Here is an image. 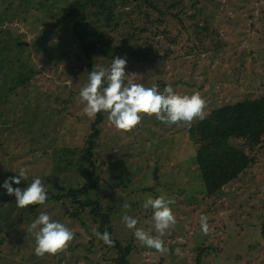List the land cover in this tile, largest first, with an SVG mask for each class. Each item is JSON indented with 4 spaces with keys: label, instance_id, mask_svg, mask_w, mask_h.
Here are the masks:
<instances>
[{
    "label": "rangeland",
    "instance_id": "obj_1",
    "mask_svg": "<svg viewBox=\"0 0 264 264\" xmlns=\"http://www.w3.org/2000/svg\"><path fill=\"white\" fill-rule=\"evenodd\" d=\"M64 6L61 0H0V264L116 263L115 250L94 235L99 227L89 212L81 213L71 199H54L84 186L83 154L97 119L88 118L79 101L90 63L73 23L59 24ZM194 13L192 22L188 16ZM115 15L123 22L118 29L102 23L90 30L93 42L105 34L93 67L125 58V72L137 75L135 83L156 85L161 92L168 85L179 94L198 91L207 101V116L219 106L264 97V0H129ZM126 20L138 23L131 28ZM198 26L209 29L201 41ZM133 29L140 40L132 41L127 57L117 49ZM165 29L167 40L156 35ZM135 54L143 59L135 62L130 58ZM23 73H31L26 85L18 83ZM104 117L95 156L101 183L91 198L111 214L112 238L135 245L132 264H196L198 248L207 252L204 264H264V146L251 149L232 141L257 164L219 197L208 198L189 139L199 119L190 126L168 125L143 115L135 129L124 132L110 124L107 113ZM21 167L28 169L29 180L11 186L24 189L34 176L41 178L48 190L45 205L21 209L15 196L7 195L3 184ZM162 193L174 199L176 218L160 237L169 249L164 255L142 245L122 223L124 215L139 218L138 228L159 236L153 212L143 203ZM41 212L70 228L75 238L65 250L37 257L28 228ZM202 215L208 218L207 234Z\"/></svg>",
    "mask_w": 264,
    "mask_h": 264
},
{
    "label": "trees",
    "instance_id": "obj_2",
    "mask_svg": "<svg viewBox=\"0 0 264 264\" xmlns=\"http://www.w3.org/2000/svg\"><path fill=\"white\" fill-rule=\"evenodd\" d=\"M65 4L61 8L62 14L59 24L73 23V30L81 45V50L90 63L89 72L93 68V55L99 51L100 43L105 37L104 33L100 32L101 39L93 42L90 39V30L93 26L105 23L107 28H111L115 23L114 29H118L123 25L120 19L116 18V12L128 5L129 0H61ZM179 6V5H178ZM175 7V6H174ZM186 7H183L184 11ZM195 10V7L192 8ZM197 12V11H195ZM161 14L164 15L162 11ZM174 19H178L182 26L188 28L180 20L179 16L170 14ZM198 17L197 13L188 16V20L194 22ZM91 19V21L89 20ZM145 17H143L144 21ZM163 25L165 22L160 20ZM159 21V22H160ZM138 22L135 20L124 23L127 26L134 27ZM200 32L197 36L198 40L207 37L208 28L201 26L196 27ZM98 32V31H96ZM145 32V29L142 31ZM137 29L128 32L127 41L124 40L121 47L117 50L122 51L129 57L128 53L133 49L132 41L140 40L137 35ZM159 38L167 40L168 31H157ZM157 38V45L160 46L162 40ZM110 43V41H107ZM18 49H23L20 45ZM137 54L140 55L142 50L137 49ZM169 52L166 53V55ZM133 55L132 60L139 62L141 56ZM137 56V57H136ZM143 59V58H140ZM33 71H31L32 73ZM30 73V74H31ZM30 74H22L18 79L20 85H26L30 80ZM105 112L97 114V119L92 125L94 131L88 141L83 154V163L87 166L83 176L85 184L80 189H72L68 194L54 197L56 200L64 198L71 199L74 206L80 209V212L88 211L92 216L93 221L99 227V232L103 234L107 231L111 239L114 241L112 248L117 253L115 264H132L131 258L135 253V245L130 243L125 246L118 240L112 238L113 228L111 227L112 216L108 213L103 205L97 200L91 198V193L99 186L101 179L99 177V166L96 164V146L97 140L100 138L99 126L105 121ZM189 139L193 145L195 152L193 161L196 163L200 179L203 182L204 193L208 198L219 197L223 190L234 181H237L250 168L257 164L254 157L249 156L243 149L236 148L231 145L232 141L245 142L254 149L264 146V97L238 102L234 105L219 106L205 119L199 120L198 123L189 129ZM73 216V215H72ZM77 215L74 214V217ZM261 237L264 242V223L261 226ZM104 244V243H103ZM108 246V245H107ZM196 264H204V259L207 252L204 253L202 248H198ZM201 251V252H200ZM162 264V263H160Z\"/></svg>",
    "mask_w": 264,
    "mask_h": 264
},
{
    "label": "clouds",
    "instance_id": "obj_3",
    "mask_svg": "<svg viewBox=\"0 0 264 264\" xmlns=\"http://www.w3.org/2000/svg\"><path fill=\"white\" fill-rule=\"evenodd\" d=\"M127 60L116 57L111 60L109 67L95 65L89 72L88 82L79 92V101L84 105L83 113L90 119H94L98 113L105 112L108 120L115 129L131 132L142 120L143 115L155 116L157 120L168 125L184 123L191 125L196 120H203L207 116V101L198 91L191 95L179 94L171 85L166 86L161 92L158 86L145 87L143 83H135L136 74H126ZM21 180L28 181V169L21 167L18 176L5 180L3 188L7 195L15 196L16 206L24 209L28 206L45 205L48 199V190L39 177H33L31 183L24 189L13 188L11 185H19ZM174 199H170L162 193L157 198H147L143 203L145 210L153 212L152 221L154 229L159 236H153L143 228H138L139 218L130 215L122 217V223L133 230L134 237L142 245L154 249L161 255L169 249L162 237L167 230L174 227L176 218L171 205ZM128 207L127 204L124 205ZM208 218L200 217V226L204 234L209 231ZM28 232L35 236V255L43 257L54 255L65 250L75 238V233L66 225L55 221L46 212L30 224ZM94 235L109 247L114 246L110 234L96 231Z\"/></svg>",
    "mask_w": 264,
    "mask_h": 264
},
{
    "label": "water",
    "instance_id": "obj_4",
    "mask_svg": "<svg viewBox=\"0 0 264 264\" xmlns=\"http://www.w3.org/2000/svg\"><path fill=\"white\" fill-rule=\"evenodd\" d=\"M27 45V44H26Z\"/></svg>",
    "mask_w": 264,
    "mask_h": 264
}]
</instances>
